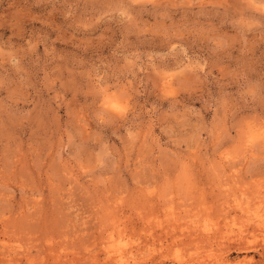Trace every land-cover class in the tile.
I'll return each instance as SVG.
<instances>
[{
    "label": "rangeland",
    "instance_id": "rangeland-1",
    "mask_svg": "<svg viewBox=\"0 0 264 264\" xmlns=\"http://www.w3.org/2000/svg\"><path fill=\"white\" fill-rule=\"evenodd\" d=\"M240 261L264 264V0H0V264Z\"/></svg>",
    "mask_w": 264,
    "mask_h": 264
},
{
    "label": "bare ground",
    "instance_id": "bare-ground-1",
    "mask_svg": "<svg viewBox=\"0 0 264 264\" xmlns=\"http://www.w3.org/2000/svg\"><path fill=\"white\" fill-rule=\"evenodd\" d=\"M109 98H110V97H109ZM115 99H116V98H115ZM109 100H110V99H109ZM111 101H112V99H111ZM114 106H115V108H117V107H118L117 103H115ZM248 136H249V135H248ZM255 138H256V136L252 137V140H254ZM162 186H163V185H162ZM154 192H155V191H154ZM163 192H164V190H163ZM222 194H223V193H222ZM163 195H164V194H163ZM160 196H161V195H160ZM258 196H259V195H258ZM164 197H166V196H164ZM253 197H254V196H253ZM253 197H252V198H253ZM256 197H257V196H256ZM158 198H159V197H158ZM164 199H165V198H164ZM257 199H258V197H257ZM145 200H146V199H145ZM160 200H161V199H160ZM167 200H168V199H167ZM147 202H148V201H147ZM246 202H247V201H245L244 203H246ZM259 202H260V201H259ZM261 202H262V201H261ZM164 203L166 204V206H168L167 203H166V201H164ZM244 203H243V204H244ZM249 203H250V202H249ZM153 204H154V203H153ZM168 204H169V202H168ZM258 204H259V203H258ZM252 205H253V204H251L250 207H251ZM163 206H165V205L163 204ZM179 206H180V205H179ZM253 206H254V205H253ZM154 207L157 208L156 206H154ZM262 207H263V206H262ZM142 208H143V207H142ZM150 208H151V207H150ZM152 208H153V206H152ZM243 208H244V207H243ZM153 209H154V208H153ZM161 209H162V208H161ZM165 209H166V208H165ZM189 209H190V208H189ZM238 209H239V206H238ZM246 209H247V208H246ZM190 210H192V209H190ZM225 210H226V209H225ZM150 211H152V209H151ZM163 211H165V210L163 209ZM168 211H169V208H168ZM186 211H187V210L185 209V212H186ZM188 211H189V210H188ZM188 211H187V212H188ZM227 211H229V210H227ZM260 211H261V210H260ZM156 212H157V210H156ZM185 212H184V214H187V212H186V213H185ZM189 212H190V211H189ZM189 212H188V213H189ZM222 212H223V211H222ZM245 212H246V211H245ZM140 213H141V212H140ZM146 213H147V212H146ZM170 213H171V211H170ZM170 213H169V217H170ZM177 213H178V212H177ZM193 213H194V211H193ZM220 213H221V212H220ZM224 213H225V212H224ZM141 214H142V213H141ZM172 214H173V213H172ZM172 214H171V215H172ZM190 214H191V212H190ZM222 214H223V213H222ZM163 215H164V214H163ZM179 215H180V212H179ZM187 215H188V214H187ZM191 215H192V214H191ZM198 215H199V213H198ZM33 216H34V215H33ZM144 216H145V215H144ZM148 216H149V215H148ZM165 216H168V215H165ZM175 216H176V215H175ZM185 216H186V215H185ZM189 216H190V215H189ZM248 216H249V215H248ZM24 217H25V216H24ZM139 217H140V216H139ZM190 217H191V216H190ZM193 217H194V216H193ZM142 218H143V217H142ZM185 218H186V217H185ZM151 219H152V218H151ZM177 219H179V217H178ZM177 219L175 218V220H177ZM170 221H171V220H170ZM172 221H173V220H172ZM45 222H46V221H45ZM174 222H176V221H174ZM157 223H158V222H157ZM167 223H168V222H167ZM37 224H38V223H37ZM162 224H163V223H162ZM164 224H165V223H164ZM164 224H163V225H164ZM171 224H172V223H171ZM167 225H168V224H167ZM172 225H175V223L172 224ZM185 225H186V224H185ZM254 225H255V224H254ZM173 227H174V226H173ZM173 227H172V228H173ZM156 228H157V227H156ZM156 228H155V229H156ZM167 228H169V226H168ZM172 228H171V229H172ZM175 228H176V227H175ZM152 229H153V228H152ZM171 229H164L162 233H163V234H164V233L169 234V232H170ZM160 230H161V229H160ZM160 230H159V231H160ZM174 230H176V229H174ZM145 231H146V230H145ZM150 231H151V230H150ZM154 231H156V230H154ZM154 231H153V236H154V238H155V237L157 238V236H155L156 233H154ZM194 231H195V230H194ZM100 232H101V231H100ZM172 232H173V231H172ZM89 233H90V232H89ZM147 233H148V232H147ZM174 233H176V231H175ZM188 233H189V232H188ZM192 233H193V232H192ZM194 233H195V232H194ZM194 233H193V234H194ZM157 234H158V233H157ZM195 234H196V236H198L197 232H196ZM13 235H14V234H13ZM21 235H22V234H21ZM80 235H81V234H80ZM148 235H150V233H149ZM159 235H160V233H159ZM159 235H158V236H159ZM186 235H187V233H186ZM189 236H191L192 239L195 238V237L193 238L192 235H189ZM13 237H14V236H13ZM22 237H23V236H22ZM214 237H216V236H203V237H201V238H202V241H206V242L209 243L211 239L213 240V242L217 240V239L214 240V239H215ZM199 238H200V237H199ZM213 238H214V239H213ZM17 239H18V238H17ZM166 239H168L167 236H166ZM184 239H185V238H184ZM189 239H190V237H189ZM189 239H188V240H189ZM192 239H191V241H192ZM81 240H82V239H81ZM152 240H153V239H152ZM162 240H163V239H162ZM198 240H199V239H198ZM212 240H211V241H212ZM155 241H156V240H155ZM157 241H158V240H157ZM179 241H180V240H179ZM194 241H196V240H193V242H194ZM202 241L199 240L198 242H202ZM151 242H152V241H151ZM213 242H212V243H213ZM217 242H218V241H217ZM79 243H80V242H79ZM82 243H83V242H82ZM161 243H162V242H161ZM174 243H175V242H174ZM210 243H211V242H210ZM221 243H222V242H221ZM221 243H219V244H221ZM80 244H81V243H80ZM188 244H189V243H188ZM225 244H226V242H225ZM197 245H198V244H197ZM160 246H161V245H160ZM171 246H172V245H171ZM222 246H223V245H222ZM162 248H163V247H162ZM167 248H168V247H167ZM253 248H254V246H253L252 244H250V243H248V242H245V241H242V240H240V239H238V240H235V239H234V241L230 242V243L228 244V246L226 247V249H227L228 251L234 249L235 251H244V252H245V251H251V250H253ZM134 249H135V248H134ZM81 250H82V249H81ZM123 253H124V252H123ZM50 254H51V253H50ZM126 254H127V253H126ZM91 256H92V255H91ZM154 256H155V255H154ZM245 259H246V258H245ZM255 260H256V259H255ZM248 261H249V260H248ZM146 262H147V261H146ZM225 262H228V261H225ZM237 262H238V261H237ZM87 263H88V262H87ZM221 263H222V262H221ZM241 263H242V261H240L238 264H241ZM245 263L248 264V262H246V261H245ZM245 263H244V264H245Z\"/></svg>",
    "mask_w": 264,
    "mask_h": 264
}]
</instances>
